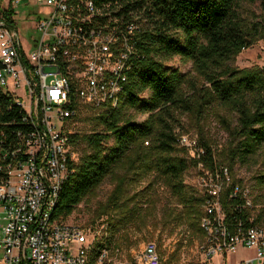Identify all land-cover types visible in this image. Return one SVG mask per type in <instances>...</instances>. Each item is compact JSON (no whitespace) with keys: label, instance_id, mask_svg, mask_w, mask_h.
Here are the masks:
<instances>
[{"label":"trees","instance_id":"trees-1","mask_svg":"<svg viewBox=\"0 0 264 264\" xmlns=\"http://www.w3.org/2000/svg\"><path fill=\"white\" fill-rule=\"evenodd\" d=\"M245 1L256 0H94L135 24L136 51L120 104L89 115L94 130L71 135L73 145L82 140L85 150L64 182L55 209L56 216L68 219L107 178L113 180L114 188L97 210L98 217L108 216V240L97 243L95 255L106 247H122L130 231L154 221L158 211L166 225L181 226L186 238L201 240L208 196L186 182L188 170L202 161L212 171L226 165L233 176L237 161L249 162L264 151V65H233L243 50L264 42V12L260 19L250 17ZM175 56L191 61L193 73L167 64ZM209 113L218 115L230 135L226 162H218L203 134L199 157H191L181 144L182 115L202 121ZM139 114L147 116L140 122ZM28 127L15 95L0 85V142L13 146L17 133ZM257 179L263 184L264 172ZM240 182L233 180L222 195L227 221L264 224L260 199L253 200L251 212L241 195H231L236 185L244 187ZM160 189L168 193L165 200Z\"/></svg>","mask_w":264,"mask_h":264},{"label":"built area","instance_id":"built-area-1","mask_svg":"<svg viewBox=\"0 0 264 264\" xmlns=\"http://www.w3.org/2000/svg\"><path fill=\"white\" fill-rule=\"evenodd\" d=\"M35 6L49 12L38 13V34L27 54L17 15L28 9L24 20H31ZM134 28L94 0H0V85L15 95L29 125L13 146L0 142V264H163L155 240L131 259L120 257L122 247L95 255L97 243H107L108 225L94 231L55 215L62 186L78 162L71 123L120 104L136 53ZM180 139L199 155L196 142ZM197 170L200 190L208 196L200 222L202 256L210 261L253 250V256L230 264H264V224L227 221L222 195L229 167L212 171L200 161ZM231 195H241L252 212L248 188L236 185Z\"/></svg>","mask_w":264,"mask_h":264},{"label":"rangeland","instance_id":"rangeland-1","mask_svg":"<svg viewBox=\"0 0 264 264\" xmlns=\"http://www.w3.org/2000/svg\"><path fill=\"white\" fill-rule=\"evenodd\" d=\"M245 13L254 18L260 19L263 14V5L261 0L255 2L245 1L244 3ZM36 11L31 20L26 19V13L20 12L18 16L19 20V32L23 45L27 54L32 51L31 42L33 37L37 36V21L38 13L45 15L49 12L47 7H34ZM38 10V12H37ZM167 64L179 68L182 72L193 73L192 62H184L180 57L175 56L167 62ZM233 65L239 67H251L256 65H264V42L259 40L251 47L243 50L233 62ZM147 115L139 114L136 116L137 121H143ZM73 133L83 135L94 130L95 122L91 120L89 115L77 117L71 123ZM178 132L186 137L189 143L196 142L198 144L200 134H203L205 138L212 144L216 150V156L219 158L218 162H226L224 159L225 153H228L229 148L232 146L230 135L226 130L216 113H209L205 119L200 121L192 114L182 115V125L179 126ZM191 157H199L198 151L194 148L187 147ZM73 149L77 154L78 161L85 150V144L80 140L77 145H73ZM264 150V149H263ZM264 151L259 155L252 158L249 162L242 163L237 161L234 165L233 176L229 185L235 180L251 192V197L260 199L258 204L264 205V183L261 184L257 179L260 173H263L264 167ZM186 182L190 183L200 189L198 183V170L196 167L190 168L186 173ZM114 182L112 179L107 178L97 190L87 196L79 205L76 206L73 213L68 217V221L74 224L82 225L86 228H91L94 231L101 229L107 225L108 216H97V210L103 205L112 189L114 188ZM167 191L160 189L159 195L165 200L167 197ZM256 203V202H255ZM160 207V206H159ZM3 221L0 220V226ZM135 229V228H134ZM129 241L122 243L121 258L131 259L132 255L139 250H142L145 243L149 240H155L158 243L159 252L162 255L163 264H219L222 261L221 255H215L212 260L207 261L201 254L199 238H186L183 234V228L175 227L174 225H166L161 218V213L158 211L157 218L150 222L140 230H131L129 235ZM253 250L239 249L236 254L228 255L224 259L230 264L240 260L245 256H253ZM3 256V252L0 250V262Z\"/></svg>","mask_w":264,"mask_h":264},{"label":"crops","instance_id":"crops-1","mask_svg":"<svg viewBox=\"0 0 264 264\" xmlns=\"http://www.w3.org/2000/svg\"><path fill=\"white\" fill-rule=\"evenodd\" d=\"M233 254H236V253H229V254H226V255H225V254H219V255H221V257H222V261H221L219 264H226L227 262L225 261L224 258H225L226 256H228V255H233ZM212 259H213V258H212ZM212 259H211V260H212ZM235 262H236V261H235Z\"/></svg>","mask_w":264,"mask_h":264}]
</instances>
